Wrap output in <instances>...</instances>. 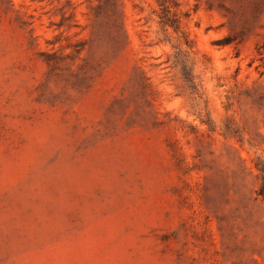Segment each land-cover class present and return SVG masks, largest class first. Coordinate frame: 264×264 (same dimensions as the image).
I'll return each mask as SVG.
<instances>
[{
	"label": "rangeland",
	"instance_id": "1",
	"mask_svg": "<svg viewBox=\"0 0 264 264\" xmlns=\"http://www.w3.org/2000/svg\"><path fill=\"white\" fill-rule=\"evenodd\" d=\"M264 0H0V264H264Z\"/></svg>",
	"mask_w": 264,
	"mask_h": 264
},
{
	"label": "trees",
	"instance_id": "2",
	"mask_svg": "<svg viewBox=\"0 0 264 264\" xmlns=\"http://www.w3.org/2000/svg\"><path fill=\"white\" fill-rule=\"evenodd\" d=\"M161 3H164L165 0H158ZM258 195L262 197V199L264 200V185L261 187V189L258 192Z\"/></svg>",
	"mask_w": 264,
	"mask_h": 264
}]
</instances>
